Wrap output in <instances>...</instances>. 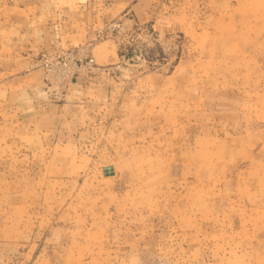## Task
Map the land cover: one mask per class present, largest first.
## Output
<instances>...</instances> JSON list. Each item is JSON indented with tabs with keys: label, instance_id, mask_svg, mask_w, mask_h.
<instances>
[{
	"label": "rangeland",
	"instance_id": "obj_1",
	"mask_svg": "<svg viewBox=\"0 0 264 264\" xmlns=\"http://www.w3.org/2000/svg\"><path fill=\"white\" fill-rule=\"evenodd\" d=\"M140 1L62 87L0 0V264H264V0Z\"/></svg>",
	"mask_w": 264,
	"mask_h": 264
},
{
	"label": "crops",
	"instance_id": "obj_2",
	"mask_svg": "<svg viewBox=\"0 0 264 264\" xmlns=\"http://www.w3.org/2000/svg\"><path fill=\"white\" fill-rule=\"evenodd\" d=\"M134 1L137 0H45L47 20L42 29L46 54L79 47L86 41L89 44L113 23L129 21L134 11H141L142 2ZM99 46L102 60L115 51L110 40ZM110 59L112 64L116 56Z\"/></svg>",
	"mask_w": 264,
	"mask_h": 264
},
{
	"label": "built area",
	"instance_id": "obj_3",
	"mask_svg": "<svg viewBox=\"0 0 264 264\" xmlns=\"http://www.w3.org/2000/svg\"><path fill=\"white\" fill-rule=\"evenodd\" d=\"M117 28L116 24L107 27L102 34L97 38H102V35L107 32H112ZM92 49V42L87 45L68 48L60 53L49 55L46 59V81L51 86L65 87L71 83L74 78L83 70L86 65V60L93 63L94 60L88 56Z\"/></svg>",
	"mask_w": 264,
	"mask_h": 264
}]
</instances>
